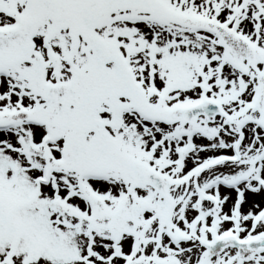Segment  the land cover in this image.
Returning a JSON list of instances; mask_svg holds the SVG:
<instances>
[{"label": "snow or ice", "instance_id": "obj_1", "mask_svg": "<svg viewBox=\"0 0 264 264\" xmlns=\"http://www.w3.org/2000/svg\"><path fill=\"white\" fill-rule=\"evenodd\" d=\"M0 264H264V0H0Z\"/></svg>", "mask_w": 264, "mask_h": 264}]
</instances>
